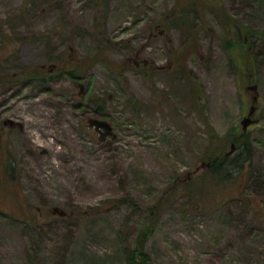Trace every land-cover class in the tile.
Here are the masks:
<instances>
[{
	"label": "rangeland",
	"instance_id": "374dc122",
	"mask_svg": "<svg viewBox=\"0 0 264 264\" xmlns=\"http://www.w3.org/2000/svg\"><path fill=\"white\" fill-rule=\"evenodd\" d=\"M1 70L0 264H264V0H0Z\"/></svg>",
	"mask_w": 264,
	"mask_h": 264
},
{
	"label": "flooded vegetation",
	"instance_id": "af4514ba",
	"mask_svg": "<svg viewBox=\"0 0 264 264\" xmlns=\"http://www.w3.org/2000/svg\"><path fill=\"white\" fill-rule=\"evenodd\" d=\"M49 70L51 71V70H53V68L51 67V68H49ZM80 89H81V92H82V88L81 87H80ZM78 107H82V105H79ZM250 110H249V112H250ZM253 115H254V113L251 116V120L253 121L252 123L255 122V120L252 119ZM90 119H97V120L106 121L102 117H93V118H89L88 119V124H89V120ZM2 125H3V127L1 129L4 130L5 133L6 132L9 133V134L6 133V135H8L9 137L16 131V129H18V128L22 129V125L20 123L16 122V121H13L12 119H2ZM89 126L92 127L97 132V134L99 135L100 139H102L105 136V134H104L105 132H104L103 129H97L96 127L91 126L90 124H89ZM0 141L2 142V138L1 137H0ZM0 146H1L0 148H3L2 152L0 151V158L2 157L4 159V160L2 159V163H3V168L4 169L1 172L0 181H2L1 182L2 184L3 183L4 184H7V183L8 184H12V183L16 184L17 180L19 179L18 175H19V172H20V169H19L20 161L18 162V160H17L18 156L14 155V158L13 159L11 158L10 151H9L10 144L9 145L8 144L5 145V144L1 143ZM7 159H9V160H7ZM8 194L17 195L18 192H16L14 190V192L12 191L11 193H8Z\"/></svg>",
	"mask_w": 264,
	"mask_h": 264
},
{
	"label": "trees",
	"instance_id": "16d2710c",
	"mask_svg": "<svg viewBox=\"0 0 264 264\" xmlns=\"http://www.w3.org/2000/svg\"><path fill=\"white\" fill-rule=\"evenodd\" d=\"M171 25L172 26H174V27H177L178 28V22L177 21H175V20H173V22L171 23ZM3 70H1L0 71V78L2 77V75H3ZM8 73V72H7ZM41 73H44V72H41ZM45 75H46V77H45V75H40V73L39 72H37V71H35V70H33L32 72H28V73H24L23 74V78H22V80L20 79L19 80V82H22L23 83V80H24V82H29V81H31V80H34V79H38V78H40V80L39 81H41V83L43 82V83H45L47 80H49V79H51V78H47V77H50V75L48 76V74H49V72H48V74H46V73H44ZM70 74H72L71 72H70ZM81 74V73H80ZM8 74H6V75H4L3 76V78H1L2 79V81H7V82H12V81H14L15 82V80H16V77L18 76V75H20V73L19 72H17V73H14L12 76H7ZM75 75L73 74V77H74ZM11 77V78H10ZM132 106H134L133 108L137 111H139V110H141L140 108H141V105L136 101V102H134L133 104H132ZM134 111V110H133ZM227 157L228 156H224V157H218V158H215L214 160H213V162H212V164L211 165H209L207 168H208V170L210 171V173H212L213 175H216V176H218V177H220L221 179H228L230 176H231V172H230V168H228V166L226 167L225 166V162L227 161Z\"/></svg>",
	"mask_w": 264,
	"mask_h": 264
},
{
	"label": "water",
	"instance_id": "95a60500",
	"mask_svg": "<svg viewBox=\"0 0 264 264\" xmlns=\"http://www.w3.org/2000/svg\"><path fill=\"white\" fill-rule=\"evenodd\" d=\"M253 89H256V87H253ZM253 112H254V107L251 108L248 116L246 118H244L241 122V125H242L244 131L247 129L248 125H250L253 122L251 120V116H252ZM89 124L91 126L96 127L97 129H103L105 132L104 133L105 135H112L113 136L112 128L108 122L102 121V120H97V119H90ZM232 148H233V146H232Z\"/></svg>",
	"mask_w": 264,
	"mask_h": 264
}]
</instances>
